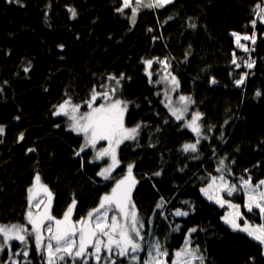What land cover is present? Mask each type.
<instances>
[{
  "label": "trees",
  "instance_id": "obj_1",
  "mask_svg": "<svg viewBox=\"0 0 264 264\" xmlns=\"http://www.w3.org/2000/svg\"><path fill=\"white\" fill-rule=\"evenodd\" d=\"M257 4L264 7V0H174L142 8L132 23L130 8L116 11L122 0H0V224L31 230L25 217L37 173L53 194L52 215L62 218L75 200L77 221L132 164L138 173L132 200L145 225L142 232L167 249L168 264L176 251L167 243L184 235L203 264H264L263 246L223 220L230 208L201 192L221 174L237 184L241 177L264 179V24L251 25ZM69 9H75V18ZM234 32L255 34V44L241 40L248 52L236 47ZM233 52L240 68L232 64ZM149 60L165 61L180 91L191 95L194 113H203L197 152L183 151L197 137L162 105L156 77L149 82ZM243 61L255 64L249 69ZM243 73L248 75L238 87L235 80ZM101 85L120 89L128 103L126 125H140L136 140L120 146V165L109 180L97 176L102 163L93 149L80 152L83 135L70 130L65 116L53 114L69 97L83 105L93 87L105 90ZM221 160L222 173L216 171ZM231 198L248 220L261 222L258 209L244 207L243 191ZM178 209L188 215L176 216ZM192 228L197 231L189 234ZM225 240H246L251 252L236 258L224 249ZM10 244L0 252V264H12L10 255L25 264L22 255H14L24 250L31 264H45L34 238L26 249L19 241ZM114 259L130 264L128 257ZM59 264H72V258Z\"/></svg>",
  "mask_w": 264,
  "mask_h": 264
},
{
  "label": "snow or ice",
  "instance_id": "obj_2",
  "mask_svg": "<svg viewBox=\"0 0 264 264\" xmlns=\"http://www.w3.org/2000/svg\"><path fill=\"white\" fill-rule=\"evenodd\" d=\"M174 0H122V6L116 9L117 12L123 14L125 9H131V20L135 23V18L139 10L142 8H161L167 4L173 3ZM72 17L75 18V9H69ZM256 19L251 20V25L255 28L257 22L264 24V7L261 4H257L254 9ZM195 27V25H190ZM151 31V29H149ZM236 40V47L242 49L244 52H248L249 48L241 43V40H251L252 44H255V34L252 36H241L239 33H232ZM243 60V58H239ZM238 58L233 52L232 64L236 68L241 67V63L237 62ZM168 67L165 61H157ZM152 61H145V64L150 68ZM244 66L251 69L255 61H243ZM28 71V69H25ZM149 76V82L151 81V72L147 73ZM248 73H243L235 80V84L239 87L244 84V81ZM110 80H115L116 85L120 84V80L115 77H109ZM163 79L167 80V77ZM160 81H157L159 83ZM213 83L216 81L213 80ZM171 84L173 85L172 91H175L179 87V81L173 76L171 77ZM105 88L104 91L98 92L95 87L91 90L90 96L87 100L80 103H74L72 98L65 99L61 104L56 106V110L53 113L57 116H65L70 121L69 128L71 131L76 132L78 135L82 134L85 143L81 145L80 152L85 151L86 148H92L96 150L95 160H104L107 158V166L101 167L97 172V176L102 177L104 180L111 178L112 172L119 167L120 160L118 157V150L120 146L126 141L136 140L140 125L137 124L134 127L125 126V112L127 111V102L119 98H114L116 91L115 87L109 88L108 86L101 85ZM257 96L261 95L260 92L256 93ZM165 107L168 108L171 116L176 121H184L185 113L188 111V105L194 103L190 96L179 97V101L182 107H173L170 99L167 98ZM163 102V101H162ZM82 106H86L87 111H81ZM203 113H192L191 119L186 121L185 127L190 129L196 134L198 139L195 143H186L183 145L184 152H197V145L200 143L199 137L201 136V121ZM4 129L0 126V133H3ZM207 139V137H204ZM21 139L23 135L21 134ZM106 142V147L97 149V144L100 142ZM30 151H34L30 149ZM80 153L78 152L77 155ZM134 165L129 164L127 166V173L115 181L109 193H105L99 199L98 205L88 211L86 217L80 220L73 221L72 216L74 209L76 208V201L73 200L72 204L63 213L62 218H56L51 213V203L53 194L48 189L47 185L41 182V176L37 173L34 176L32 187L28 189V202L29 210L26 213V220L31 225V230L27 226L18 223L12 224H0V252L4 251L5 247L11 249V241H19L25 245V249L28 245V240L34 238L35 251L38 254H46L45 264H59V262L65 261L66 257L72 258L75 261L77 258H84L85 256L93 257L97 264H100L102 259V250L108 253V256L104 257L110 261V264H116V260L112 259V255L117 257H128L131 262L135 264H168L169 253L159 242L158 239L148 240L143 234L144 222L139 217L136 209V205L132 200V191L138 181L133 175ZM226 168L224 161L221 160L217 172H223ZM160 175V173H155ZM217 180L220 183H217ZM241 183L238 189L236 184H230L225 175L221 174L219 177H211V182L207 187L202 188L201 192L221 207L227 205L233 211L228 216L223 217L225 223L233 229V231L245 232L254 241L264 246V224L253 226L250 225L248 220L244 219L243 214L240 211L239 204H233L230 200H226L220 193H225L228 197H231L238 190H243L247 196V200L244 207L248 212H254L259 210V215L264 219V180L258 181L255 185L252 184V178L249 176L247 179L241 177ZM44 193L47 197V204H44L43 199H36L34 193ZM185 204L188 201L184 202ZM41 204L44 207L41 209ZM39 209L35 214L32 208ZM157 208H162L163 203H158ZM111 213V215H110ZM176 216H187L188 212L176 210ZM244 219L243 225L239 223ZM149 223H151L149 221ZM79 225V227H77ZM179 226L174 229L178 231ZM196 228L189 230V234L196 232ZM44 232L49 233L47 236V242L45 243ZM148 236H152L151 230L147 233ZM190 239L186 238L184 247L174 253V258L171 264H192V260H199L203 264V257L196 255L198 249H191ZM92 249V251H89ZM147 252V258L141 261L139 253ZM15 256H23L25 264H31L28 260L29 252L24 250L23 252L14 253ZM9 260L12 264H20V262L14 260L12 255L9 256ZM83 264H88V260L84 259Z\"/></svg>",
  "mask_w": 264,
  "mask_h": 264
},
{
  "label": "rangeland",
  "instance_id": "obj_3",
  "mask_svg": "<svg viewBox=\"0 0 264 264\" xmlns=\"http://www.w3.org/2000/svg\"><path fill=\"white\" fill-rule=\"evenodd\" d=\"M168 65V64H167ZM149 72L152 73L151 77H156L154 82H155V85L156 86H159L161 87L160 88V91L159 93L161 94V103L162 105L164 106V108L168 111V113L171 115V113L169 112L168 108L165 107V103L167 102V99H166V94H167V98L171 100L172 102V106L173 107H182V104L181 102L179 101V97L181 95L183 96H190L191 95H187V94H183L181 91H180V87H178L175 91H172L171 89L173 88V85L171 84V77H173L174 75L170 74L169 71H168V67L165 68L164 65L158 63L157 61H153L151 67L149 68ZM164 77H167V80L163 79ZM175 77V76H174ZM176 78V77H175ZM177 79V78H176ZM157 81H160L159 83H157ZM115 87V86H114ZM117 88L118 90L116 91L115 93V96L114 98H119L123 101H126L122 95H121V91L118 87H115ZM192 98V97H191ZM193 100V99H192ZM163 101V102H162ZM61 104V103H60ZM128 105V103H127ZM192 105L193 103L189 104L188 105V111L185 113V120L183 121V125H185L186 121L190 120L191 119V116H192V113H194V110L192 108ZM58 106V105H57ZM128 107V106H127ZM81 111H87V108L86 107H83L81 108ZM127 112V111H126ZM126 112H125V116H126ZM196 112V111H195ZM67 121H68V126L70 124V121L68 120V118L66 117ZM200 125H201V121H199ZM125 126L128 127L125 123ZM196 135V134H195ZM202 135V134H201ZM197 137V136H196ZM198 139V137H197ZM106 142H100L99 144H97V149L101 148V147H106ZM92 149V148H91ZM94 150V149H93ZM119 151V150H118ZM94 154L96 155V150H94ZM118 157H119V153H118ZM97 161V160H96ZM98 162L102 163V167H106L107 166V158H105L104 160H99ZM113 173V172H112ZM127 173V172H126ZM125 175V174H124ZM123 175V176H124ZM133 175L135 176V179L138 175L137 172H134L133 171ZM122 176V177H123ZM121 177V178H122ZM261 180H264V179H261ZM260 181V180H258ZM257 181V182H258ZM42 182V181H41ZM257 182H253L252 181V184L255 185ZM217 183L219 184L220 181L217 180ZM240 183L237 184V183H230V184H236L238 189L240 187ZM49 189V188H48ZM50 190V189H49ZM261 190H264V188H262ZM51 191V190H50ZM239 191H243V190H238L237 192ZM235 192V193H237ZM244 192V191H243ZM52 193V192H51ZM234 193V194H235ZM234 194L231 196L233 197ZM245 194V192H244ZM34 195L36 196V199L39 200V199H43L44 200V204H47V197L44 195V193H39V194H36L34 193ZM162 195L164 197V199H167V194L165 192V190L162 191ZM221 196H223L224 199L226 200H230L233 204H236L233 199L231 197H228L227 195H225L224 193H220ZM205 196V195H204ZM206 197V196H205ZM245 197H246V200H247V196L245 194ZM207 198V197H206ZM208 199V198H207ZM209 200V199H208ZM212 202H214L213 200H210ZM52 203H53V198H52ZM52 203H51V213H52ZM44 204H41V209L44 207ZM32 211L33 213L35 214L36 212L39 211V209H36L35 207L32 208ZM233 210L230 209L229 210V213L232 212ZM241 211V210H240ZM138 212V211H137ZM229 213L226 215L228 216ZM241 213L243 214V217L244 219L248 220L246 218V216L244 215V213L241 211ZM74 214V212H73ZM111 215V213H110ZM140 217V216H139ZM244 219L240 220L239 223L241 225H243L244 223ZM72 220H73V216H72ZM224 220V219H223ZM74 221V220H73ZM249 224L250 225H253V226H258V225H261V224H264V219L261 218V222L258 223V222H251L250 220H248ZM229 225V224H228ZM77 227H79V225H77ZM241 232V231H240ZM245 233V232H243ZM44 237H45V243L47 242V236L49 235V233L47 232H44L43 233ZM188 238L186 235L184 236H181L179 238H174L172 239L170 242L167 243L168 246L170 247H173L175 249V251H178L179 249H181L182 247H184V242H185V239ZM224 249L230 253H232L236 258H242L246 255H248L250 252H251V247L249 245V243L246 241V240H237V241H234V242H231V241H228V240H225L224 243ZM190 247V245H189ZM263 249H264V246H263ZM89 251H92V249H89ZM143 253V252H141ZM141 253H139V256H140V259L142 258L141 257ZM145 255L144 257L141 259V261H143L144 259L147 258V252L145 251L144 252ZM108 256V253L103 251L101 252V261H100V264H105L106 262L109 263L110 261L107 260V259H104V257ZM115 254L112 255V259H114ZM66 258H70V257H66ZM84 259H87L88 260V264H91L92 262L93 263H96V260L93 258V257H88V256H85L84 258H77L75 261L72 260V264H83V260ZM192 264H194L193 260H192Z\"/></svg>",
  "mask_w": 264,
  "mask_h": 264
}]
</instances>
